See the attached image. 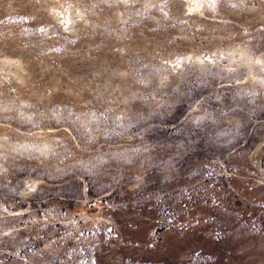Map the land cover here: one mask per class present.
Returning a JSON list of instances; mask_svg holds the SVG:
<instances>
[{"label":"rangeland","instance_id":"obj_1","mask_svg":"<svg viewBox=\"0 0 264 264\" xmlns=\"http://www.w3.org/2000/svg\"><path fill=\"white\" fill-rule=\"evenodd\" d=\"M0 264H264V0H0Z\"/></svg>","mask_w":264,"mask_h":264}]
</instances>
